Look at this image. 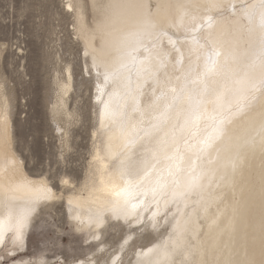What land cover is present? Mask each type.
<instances>
[{
    "label": "bare ground",
    "instance_id": "1",
    "mask_svg": "<svg viewBox=\"0 0 264 264\" xmlns=\"http://www.w3.org/2000/svg\"><path fill=\"white\" fill-rule=\"evenodd\" d=\"M88 1V7L85 0L67 1L76 16V32L88 53L86 70L95 78L94 97L99 105L93 148L82 181L74 183L64 176L60 186H53L46 174L28 172L15 148L11 100L0 84V218H6L10 209L13 217L21 208L31 209L22 229L23 245L13 244L12 232L4 233L0 264L6 260V264L56 261L45 255L19 257L27 251L29 234L44 210L53 208L56 199L62 200V211L73 229L87 235V241L96 246L87 257L69 262L61 259L60 264H164L165 245L170 254L167 264H185L186 260L189 264H262L264 96H259L243 113L229 112V104L235 108L237 89L244 87L235 81L245 72L250 80H258L261 75L259 38L264 9L260 0ZM211 3L233 4L235 9L220 15L209 7ZM157 4L161 5L159 9ZM208 17L212 18L211 25ZM132 33H143L147 48L140 51L135 64L125 55ZM209 36L221 55L216 69L205 77V38ZM122 64L126 66L121 67ZM66 72L67 80L57 81L58 94L52 111H62L70 117L68 98L73 74L70 68ZM106 73L111 74L107 81ZM162 92L164 96L158 99ZM174 95L178 98L173 99ZM98 96L124 112L125 127L135 126L138 136L144 138L121 157H130L131 166L142 169L139 175L121 178L119 161L113 153L120 151L124 138L118 124L102 115L104 105ZM221 121L225 136L197 159L202 141ZM177 149L183 156L182 168L196 166L214 171L213 184L200 196H190L187 207L184 201L171 203L169 189L164 196L156 197L158 204L150 192L146 198L134 197L132 203L138 205L135 216L125 219L123 211L119 215L113 213L116 201L122 203L123 198L116 197L115 192L124 187V182L139 181L147 161L148 168L155 165L144 183L150 187L149 181L154 182L158 173L166 174L172 163L166 157ZM153 151L157 153L155 159L151 156ZM21 184L33 188L44 185L51 190L50 198L32 202L30 193L13 191ZM11 197H16L15 201H10ZM176 219L186 224L179 249L173 247L177 240ZM122 223L129 231L117 245L112 244V237L106 234L109 230L119 231ZM140 242L147 244L140 246Z\"/></svg>",
    "mask_w": 264,
    "mask_h": 264
},
{
    "label": "rangeland",
    "instance_id": "2",
    "mask_svg": "<svg viewBox=\"0 0 264 264\" xmlns=\"http://www.w3.org/2000/svg\"><path fill=\"white\" fill-rule=\"evenodd\" d=\"M67 1L0 0V84L11 100L15 148L28 172L46 174L53 186H60L64 176L74 183L83 180L99 111L95 78L86 70L88 56ZM68 68L73 74L70 117L52 111L57 81L67 80ZM53 204L44 210L29 234L27 251L19 257L45 255L56 260L52 264H60L87 257L96 248L68 222L62 200ZM128 231L122 223L119 231L109 230L106 237L117 245ZM143 244L147 242L138 245Z\"/></svg>",
    "mask_w": 264,
    "mask_h": 264
},
{
    "label": "snow or ice",
    "instance_id": "3",
    "mask_svg": "<svg viewBox=\"0 0 264 264\" xmlns=\"http://www.w3.org/2000/svg\"><path fill=\"white\" fill-rule=\"evenodd\" d=\"M156 7L159 9L161 5L157 4ZM209 7L215 8L218 14L220 15H223L226 11L235 9V5L233 4L221 6L219 4L211 3ZM260 7L264 9V0H260ZM211 23L212 18L208 17V24L211 25ZM153 27L155 26L153 25ZM260 27L262 29L261 36L259 38V60L261 75L258 80H250L248 78L247 72H245L243 77L235 81L236 84L244 86L240 89H237L239 95L237 97L234 110L233 106L229 104V112H234V114L236 115L243 113L252 102L256 101L259 98V96H264V11L261 12ZM162 34H166V32L162 31ZM205 41L208 48L205 54V71L203 75L207 77L216 69L217 61L221 53L215 47L211 36L206 37ZM194 42L199 43V41L195 38ZM170 43L174 42L170 40ZM201 47H204V45H201ZM142 49L144 51H147V48H145L143 44V33L130 34L127 40L125 55L132 59L133 64L137 62L138 54ZM87 54L88 53L86 52L85 55ZM140 63H143V61H140ZM93 66H95V64H93ZM125 66L126 65L124 64L121 65V67ZM110 78L111 74L106 73L105 81L109 80ZM199 79L200 77L197 76V80ZM171 91L174 94L176 93L175 88L171 89ZM163 96L164 93L162 92L161 97H158V99L162 98ZM177 98V95L173 96V99ZM97 99L100 100V102L104 105L102 115L108 116L113 121V123L118 124L120 135L122 138H124V143L120 151L113 153L115 159L119 161L121 178L125 176L132 177L134 174L139 175V172L142 169L134 168L133 166H131L130 157L125 159H122L121 157H124L126 152H130L131 149L135 147L137 143L143 140L144 138L138 136V134L136 133L135 126H133L131 129L125 127L124 112L120 111L118 108H112L109 102L102 100L99 96L97 97ZM223 125L224 122L221 121L213 128L212 132L209 133V135L202 141V146L198 148V153L200 155H198L197 159L202 158L203 154L206 152L207 149L212 148L216 141L221 140L225 136L226 128ZM140 147L144 148L145 146L141 143ZM147 152L148 150L145 149V154H147ZM151 156L153 159H155L157 153L153 151L151 152ZM166 159L172 162L169 164L166 170V174L163 172L158 173L154 182L149 181V183L151 184L150 187H145L144 183L151 176L152 171L155 169V165H152V168H148L147 161L144 162V175L140 177L139 181L133 183L132 179H128L124 182V187L115 192L116 197H122L123 199L122 203L119 199L116 201V204L112 209L113 213L119 215L123 211L125 214V219H127L128 216H135V210L137 209L138 205L132 203V199L134 197L139 198L142 196L146 198L150 192L152 194L153 201L158 204V201H156V197L158 195L164 196L168 193L169 189H171L170 202L179 204V202L184 201L185 206L187 207V201L190 196H200L213 184V181L215 179L214 171L205 168H197L196 166L188 168L187 170L181 167L183 156L179 154V149H177L174 155L167 156ZM233 168H235V164H233ZM13 191H25L30 193L32 202L48 199L50 198L51 194V190L44 185H41L37 188H33L30 184H21L17 185L16 188L13 189ZM15 199L16 197L9 198L10 201H15ZM69 203L71 204V201H69ZM140 203L144 204L145 200L141 199ZM177 211L178 214L182 215V213L179 212V209ZM30 212V208L24 207L19 210L15 217H13L12 211L10 209L6 218H0V244L4 243V233L12 232L14 234L13 244L23 245L24 241L22 229L25 226ZM153 215L155 216L156 213H153ZM166 215L167 213H165V216ZM77 219L79 218L77 217ZM174 231L176 233L177 240L173 242V247L175 249H179L182 247L180 241L182 240L184 233L186 232V224H182L179 219H176ZM169 255L170 254L168 251V246L165 245L163 251L164 264H167ZM81 264H84V262H81ZM185 264H189V262L186 260ZM192 264H194V262H192ZM262 264H264V262H262Z\"/></svg>",
    "mask_w": 264,
    "mask_h": 264
}]
</instances>
